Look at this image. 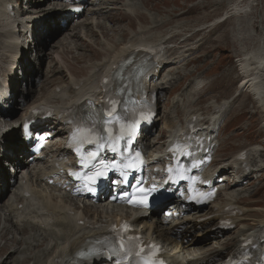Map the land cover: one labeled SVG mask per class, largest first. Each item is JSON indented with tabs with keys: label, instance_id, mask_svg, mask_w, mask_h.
Returning <instances> with one entry per match:
<instances>
[{
	"label": "bare ground",
	"instance_id": "bare-ground-1",
	"mask_svg": "<svg viewBox=\"0 0 264 264\" xmlns=\"http://www.w3.org/2000/svg\"><path fill=\"white\" fill-rule=\"evenodd\" d=\"M16 1L0 0V96L3 95L2 80L4 78L8 80L9 76H15L18 70H22L23 82L28 79L29 65L32 61L29 59L26 61L28 54L25 52L26 48H23V45H28L29 49H38L40 36L53 32V28L57 25L56 20H52V22L44 21L37 25L39 28L36 24L31 25L36 19L34 15L37 11H41L38 10L42 7L41 1L24 0L27 4V12H32L34 17L28 13L15 11L16 5L19 4ZM84 1L72 0L70 6H88L90 4L94 7L99 3H106V0H88V3H84ZM56 5V0H54V9H56ZM36 6L39 7L36 8ZM132 6L133 4L126 7L132 9ZM87 8L89 10L88 15L103 17L106 14L103 9H100L101 7L90 8L88 6ZM62 10L61 17H58L57 22L67 21L69 25L75 17L66 9ZM84 16L85 12L84 15L80 16V19ZM30 27L35 32L32 38L29 35ZM138 35L129 41V45L123 46L125 48L121 47L119 50H114L113 46L107 45L113 56L102 58L99 61H92L90 64L86 63L85 70L88 71L85 75L86 78L72 80V77H77L68 70L71 76V79L67 78L70 85H62L50 90L47 95L28 109L25 117L32 118V113L41 106L51 105L54 108L55 128L54 130L47 128L41 132L55 133L56 139L66 138L68 133L67 120H64L61 115L79 110L85 103H89L88 100L93 95H102L100 88L102 79L127 55H130V61H133V65L129 69H134L144 59L149 63L143 73L141 86L144 89H149L150 95L155 90L163 95L166 86L171 82V79L157 80L166 70H164L165 66L170 62L167 47H165V38L153 40L150 37L140 38ZM61 38L62 41L67 40L68 34L65 32ZM259 38L260 46L255 50L253 49L254 51L242 60V70L247 79L244 81L243 87L248 89L253 97L257 99L258 107L261 113L264 114V31ZM24 40H26V43H24ZM65 76L68 77V75ZM10 81L13 90L11 94L14 93L12 100H16L19 92L18 80L10 79ZM96 81H98V84H95ZM23 82L20 88L23 86ZM7 95H9L8 92L4 102H0V128L3 124L7 125L14 122L10 120L9 115L2 108L4 105L12 104L10 103L12 100ZM21 98L22 101H25V94ZM226 105L227 103L213 105L214 117L212 120L214 126L219 123L220 113ZM158 120L159 117L156 121ZM199 121L203 131L211 126L204 123L200 117ZM206 126L207 128H205ZM211 127L213 130V126ZM170 132L171 138H178L181 134V131L175 132V129H171ZM210 134L211 137L214 136L212 132ZM147 136L148 140L150 136L149 134ZM20 141L22 140L20 139ZM23 141L24 143L20 142L16 147L10 148L3 137L0 138V150L5 147L7 149L2 153L3 157L7 158L6 154H10L12 151L14 153L13 156L8 158L15 165L16 176L18 177L22 171L26 172V175H23L24 177L22 176L19 182L16 180L14 195L0 205V241H4L9 232L15 233L12 238H7L4 244L0 245V264H108L99 259L96 261L76 259L75 255L88 244L89 240L106 235L108 227L122 219L132 223L135 233L142 236L146 241L159 242L163 245L166 250L164 258L172 264H223L225 253L233 245L234 248L228 256L238 254L243 243L249 239H256L257 246L261 245L260 248L264 249V243L259 241L262 239L261 231L264 229V216L258 217L260 216L258 215L256 218H250L251 226L243 224V221L245 222L251 214L256 212L255 215H257L258 211L245 206L243 202L248 201L246 198L240 197L244 192H238L242 186H244L243 188L248 186V184H244L245 178L252 179L256 171H262V169L256 170L255 167L258 165L254 166L253 164V161L255 162L261 156L257 148L248 151L249 157L246 161H239L236 157L230 162L222 164L219 170L216 169V171L209 174L211 178L220 173L222 175L218 179L225 177L221 193L226 196V201L221 205L215 203L208 213L196 212L194 213L196 217L188 216L185 220L181 218L173 219V216L171 220L168 217L160 218L158 214L149 219H132L129 211L110 203L107 197L99 199L98 206L91 205L85 199L80 205L73 196L78 195L83 199L82 194L64 191V187L70 186L63 175L69 167V163L65 162V155L68 156L66 149L57 147L55 150L46 151L44 159H38V161L31 163L29 159L30 145L26 140ZM214 141L212 139V144ZM147 147L150 148L151 144L148 143ZM19 155L27 157L26 161H17ZM162 157L163 155L156 156L151 161V166L159 167L161 162L157 160H161ZM43 160L46 162L43 163ZM69 160L71 159L69 158ZM24 165H30L34 168L31 170L27 167L22 169L21 167ZM70 166H72V163ZM261 166L258 167L261 168ZM229 167H232L234 171L228 169ZM249 169L250 172H248ZM230 172H232V175H230ZM231 178H233L232 183H230ZM51 181H53L52 185L50 184ZM43 185L44 189L40 188ZM10 187L6 176H4V169L1 170L0 168V193L3 189L9 191ZM180 205L179 203L175 205V212L179 215L195 212L190 207H186L184 210ZM229 207H236V213L226 214V209ZM223 219L230 220L231 224L236 229L238 228L235 237L228 240V243H220L218 246H213V249H207L205 244H210L209 240L212 237L216 238V234L212 233V229L217 227ZM199 229H203L202 233L196 237H191Z\"/></svg>",
	"mask_w": 264,
	"mask_h": 264
},
{
	"label": "rangeland",
	"instance_id": "rangeland-1",
	"mask_svg": "<svg viewBox=\"0 0 264 264\" xmlns=\"http://www.w3.org/2000/svg\"><path fill=\"white\" fill-rule=\"evenodd\" d=\"M40 1L42 7L38 9L41 11L34 15L36 20H56L57 25L53 32L40 36L38 49H29L28 45L22 44L28 54L26 61L29 59L32 63L29 65L27 81L23 82L24 78L18 79L17 99L6 108L8 117L15 123L3 124L0 128V138L3 137L8 147H16L22 142L19 126L28 109L50 90L70 85L67 79H71L68 70L77 77H72V80L84 79L88 72L85 70L86 63L113 56L107 45L119 50L129 45V41L139 33L140 38L150 37L155 40L164 37L170 62L157 80L171 79V82L166 86L163 95L159 93L164 101L159 98V122L151 132L149 151L155 157L161 156L171 129L176 132L183 129L193 115L212 125L213 105L227 103V108L220 113L219 123L213 128L216 131L218 147L215 151L216 166L210 169L211 171H205H215L217 167L235 159L241 151L257 148L261 156L253 161V164L262 165L261 168L255 167L256 170L262 171H256L252 179L245 178L244 184L248 186H242L238 192H244L240 197L248 201L243 202L245 206L259 212L257 215L256 212L251 214L243 224L251 226L250 218L264 216V114L258 107L257 99L243 87L247 79L242 70L243 58L260 46L259 37L264 31V0H106V3H99L94 7L88 5L90 8L101 7L106 13L103 17L88 15L86 6L84 17L78 21L71 20L69 25L67 23L63 28V21L57 22L58 17H61L57 14L63 12L62 9L67 6L69 0H57L56 9L54 0ZM16 2L19 4L16 5L15 11L28 13L26 1ZM132 4L133 10L126 7ZM28 14L33 16L32 12ZM65 32L68 38L62 41L61 37ZM20 75L23 76L22 73ZM20 75L17 78H20ZM22 82L23 86L20 88ZM97 82L95 84H98ZM23 94L25 101L21 98ZM57 147L61 148L62 145H56L51 150ZM2 153L3 150H0V155ZM65 156V162L71 163L72 158ZM17 158L19 162L25 160L20 155ZM0 159V168H5L6 174L10 176L7 182L11 186L9 191L1 190V205L14 195L16 180L19 182L26 172L22 171L17 177L15 171L7 166L8 159ZM44 162L46 161L43 160ZM26 167L29 170L34 168L30 165L21 168ZM230 169L233 170L232 167ZM232 182L233 178L230 180V183ZM40 188L44 189V185ZM75 200L80 205L84 202L79 198ZM225 201L226 196L221 193L218 204L221 205ZM91 205L98 206L99 202ZM210 208L204 213H208ZM194 215L192 212L187 213L184 220ZM212 230L216 238L212 237L210 244H205L207 249H213L220 243H228V240L235 237L238 228L230 231H219L215 228ZM202 231L203 229H199L191 237H196ZM14 234L9 232L7 238H12ZM6 239L1 240L0 245H3ZM233 248L234 245L225 253V257Z\"/></svg>",
	"mask_w": 264,
	"mask_h": 264
},
{
	"label": "snow or ice",
	"instance_id": "snow-or-ice-1",
	"mask_svg": "<svg viewBox=\"0 0 264 264\" xmlns=\"http://www.w3.org/2000/svg\"><path fill=\"white\" fill-rule=\"evenodd\" d=\"M113 111H114V109H113ZM111 114V113H110ZM129 135H131V133H129ZM101 139H103V138H101ZM91 142V141H90ZM102 146V145H101ZM91 158L92 159H95V156H94V154L91 156ZM104 175V173L102 172V171H97V172H95L94 174H93V176H91V177H89V180L91 181V183H95L96 182V179L98 178V177H100V176H103ZM141 191H143L142 189H141ZM141 203H147V200H146V198L144 199V200H142L141 201Z\"/></svg>",
	"mask_w": 264,
	"mask_h": 264
}]
</instances>
